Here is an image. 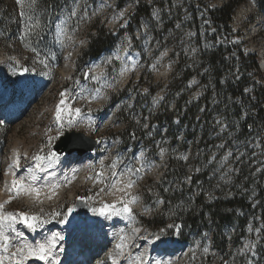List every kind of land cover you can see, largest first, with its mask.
<instances>
[{
  "label": "rangeland",
  "instance_id": "374dc122",
  "mask_svg": "<svg viewBox=\"0 0 264 264\" xmlns=\"http://www.w3.org/2000/svg\"><path fill=\"white\" fill-rule=\"evenodd\" d=\"M116 1L70 0L67 7L51 18L50 14L46 16L35 5L29 8L28 0H25L23 7L16 0H0V93H4V100L7 102L4 104L6 108H0V188L8 167L5 155L12 147H17L16 157L20 161L19 168L13 165L14 171L16 169L14 179L28 171L29 177L34 174L38 180V177L43 178L45 171L52 172L58 167L63 168L67 175L65 178H69L68 175L72 177L71 182L64 181L60 188L55 182L45 186L41 183L35 185L31 180L32 183H29L39 189V197L36 192L21 191L16 195L15 190L10 191V195L1 196L0 189V204H4L2 211L4 214L24 213L39 216L48 221L33 232L36 236L52 230L63 235L77 227L80 230L72 231L68 241L72 238L79 241L80 237L85 236L92 245L97 244L98 240L93 235H88L89 225L97 224L98 232L105 233L122 220L123 230L119 231L116 238L114 259L104 255L100 257L101 251L91 256L90 264H137V256L143 258L144 264H197L195 253L189 257L188 262L186 250L178 252L175 248L179 246L169 248L167 240L159 242L161 234L148 233L138 217L146 219L158 214L167 219V213L161 212L162 197L157 196L153 190L155 186L163 183V175L167 173V121L156 124V120L153 121L152 118L167 113V109L173 110V100L167 104V83L175 61L170 57L171 47L179 46L187 58H193L197 54L198 45L193 40L195 34L190 8H195L197 19H202L206 17L207 9L218 8L228 0H201V4L196 0H120L125 3L121 9L116 8ZM135 2L152 7L151 22L144 21L141 28L133 32V38L126 34L117 35L120 38L113 48L80 66L79 58L89 36L93 34V27L103 26L113 35L117 34L125 28ZM73 9L76 15L70 16ZM21 12L24 13L23 17ZM172 20L173 27L165 31L164 26ZM206 25V21L199 23V35L213 33V28ZM229 26L232 34L230 46L237 45L246 54L254 55L258 72L264 79V10L259 12L253 0H244L235 8ZM152 33H155L154 40ZM157 35L161 38L160 43L156 42ZM220 36L217 35V41L225 45L228 40L220 39ZM167 39L176 41L167 46ZM123 53L136 58L134 65L120 59ZM67 59L71 67L66 74L62 66ZM124 67L130 68L125 76ZM85 73H89L88 79H85ZM233 74L236 75L237 71ZM92 76L100 79L93 80ZM211 87L210 83L199 84L195 77L186 84V88L191 90L193 100L199 97L200 92ZM96 89L100 91L97 92ZM65 91L66 103L71 108H80L81 115L72 113L70 117L67 111H62L61 122L57 123L56 108L61 99L60 94ZM9 102L11 104L8 106ZM17 106L21 107L19 113L22 115L19 114V119L10 121L6 117L7 113L3 112ZM125 116L130 117L135 130L141 129L145 132V139H152L153 152L148 145L135 143L133 138L129 140L133 144L124 143L129 133L123 121ZM69 118L74 120L72 125L68 124ZM173 123L176 124L177 120L174 119ZM70 131L82 133L97 141V148L91 153L95 160L90 161L91 166L86 170L91 180L81 186L78 177L83 172L82 167L73 171L78 166L77 154H72L75 158L72 155L59 156L51 167L42 169H36V162L33 160L35 155L47 156L54 152L52 148L59 137ZM101 160L104 165V183L95 178L102 171ZM113 160L118 161V175L115 179L121 181L114 188L109 186L113 178L108 167ZM225 161L222 159L221 164H226ZM126 164L141 169L131 176L135 180L131 188L126 187L129 176L126 173L120 175ZM262 167L264 165L257 171ZM74 172H79V175L75 177ZM69 193L74 194L73 198ZM134 197L138 198L137 201L128 205L132 211L131 217L123 212L113 215L112 209H107L105 216L99 215V210L104 209L105 205H115L119 209L123 207V202ZM250 198L255 204L253 194ZM9 200L10 203H5ZM77 201L87 205L89 212L97 209L89 222L75 220L74 211L68 213V209H73ZM56 213L58 215H54ZM256 223L248 225L247 231L251 236L242 243L240 252L248 255L245 264H264V254L261 253L264 246L260 240L264 228L259 220ZM208 225L207 232L201 239L207 248L210 247L214 231L213 226L210 223ZM14 227L20 233V238L17 239L12 234L10 252L15 251L17 245L23 244V238L26 237L21 233V229L25 227L23 223H16ZM121 236L125 238L122 251L116 247L121 243ZM195 243L200 242L195 239ZM63 246L62 242L54 248V252H58L59 256L55 258L59 262L65 257ZM149 246L158 254L155 259L147 254ZM173 250L177 252L174 254ZM213 260L212 264L218 263L217 257ZM4 262L15 264L14 260Z\"/></svg>",
  "mask_w": 264,
  "mask_h": 264
},
{
  "label": "trees",
  "instance_id": "16d2710c",
  "mask_svg": "<svg viewBox=\"0 0 264 264\" xmlns=\"http://www.w3.org/2000/svg\"><path fill=\"white\" fill-rule=\"evenodd\" d=\"M69 1L37 0L35 7L53 18ZM242 1L228 0L218 8L207 9L202 19H197L195 8H190L197 54L187 58L179 46L171 47L170 57L175 61L167 83V104L173 100V110L152 118L156 124L167 121V173L163 183L153 188L162 197L161 212L167 213V219L158 214L138 218L148 233L161 234L159 242L167 240V244L187 246L188 262L195 253L197 264H212L216 257L217 264H245L248 255L240 251L244 239L251 236L248 225L259 220L264 228V167L257 171L264 165V79L255 56L229 44L231 17ZM253 1L262 12L264 0ZM124 4L117 0L116 8L121 9ZM1 6L0 3V9ZM151 20L152 7L135 2L125 28L117 34L95 25L81 52L80 66L113 48L120 38L117 35L133 38V32ZM173 21L164 26L165 31L173 27ZM202 21L213 28V33L198 34ZM152 34L154 40L155 33ZM218 34L220 39L228 40L225 45L217 41ZM175 41L167 39V46ZM156 42H161L158 35ZM193 77L199 84L212 85L200 92L196 100L186 88ZM123 121L129 132L124 143L133 144L129 143L133 138L153 152L152 139H145L141 129L135 130L129 116ZM222 159L226 164H221ZM208 223L214 228L209 248L201 242ZM195 239L200 243H195ZM260 240L264 246V229Z\"/></svg>",
  "mask_w": 264,
  "mask_h": 264
},
{
  "label": "snow or ice",
  "instance_id": "6c2138e0",
  "mask_svg": "<svg viewBox=\"0 0 264 264\" xmlns=\"http://www.w3.org/2000/svg\"><path fill=\"white\" fill-rule=\"evenodd\" d=\"M17 4L20 6H24L25 0H16ZM37 0H28L27 6L29 8L33 7L36 4ZM20 15L23 17L24 13L21 12ZM76 11L73 9L70 13V16H75ZM26 47H28L26 45ZM26 72L27 69H24ZM89 78V73H85V79ZM93 80H99L100 77L97 76H92L91 77ZM97 92H99V89H96ZM61 99L59 104L57 105L56 108V121L57 123L61 122L62 116L61 113L62 111H67L69 113V116L71 117L72 113H75L76 116L81 115V109L80 108H71L70 105L66 103L65 97L67 95V91L62 92L61 94ZM63 106V107H62ZM74 123V120L69 118L68 119V124L72 125ZM59 159V156L57 155L56 152H50L47 156H42V155H35L33 157V160L36 162L35 168L36 169H42V168H48L51 167L52 164L56 163L57 160ZM101 164V169L102 171L97 173L96 175V180L100 183H104V174H103V160L100 161ZM14 165L16 168H19L20 166V161L19 158L16 157L14 158ZM118 166V161L113 160L112 163L108 166L109 169L111 170L110 174L111 177L113 178L109 184L110 187H116L117 184H119L121 181L119 179H115L118 175L116 169ZM141 169L140 168H133L130 167L129 165H125L124 168L121 169L120 175H124L125 173L129 176V179L127 181L126 187L131 188L135 184V180L131 179V176L134 173L139 172ZM8 173L6 172L5 175ZM30 179L32 181H35L37 177L32 174L30 177L26 178ZM15 190L16 195H19L21 191L24 192H36L37 197H39V189L34 188L31 184L25 185L24 180L21 178H15L12 180V187L9 189V191ZM104 189L102 188L101 191ZM137 197H134L133 199L123 202V207L122 208H116L115 205H105L104 209L99 210V215L105 216L107 214L106 210L107 209H112V214L113 215H120L121 212L126 213L129 217L132 216V211L131 208L128 206L129 204L135 203L137 201ZM11 201H5V203H10ZM3 208L4 204H0V252L6 253L7 255H0V264H4L5 260L15 261V264H23V261L28 260L31 257H34L37 260L44 261L46 264H53L54 257L52 256L53 249L56 247L55 245V240L57 239L55 236L52 237L51 240H46L45 242H36L35 246L27 243L19 244L15 247V251H9V246L13 241L12 234H15V237L17 239L20 238V233L17 231V229L14 227L16 223H23V225L31 230L32 232H35L39 227H41L43 224L47 223L48 221H45L41 219L39 216H29L24 213H17L15 215L9 213V214H4L3 213ZM73 209H68V213L71 214ZM97 209H93V212H96ZM58 215V213L54 214ZM67 217H65V220ZM64 221H61L63 223ZM169 227H173V225H169ZM177 230L179 229V226H175ZM124 237L121 236L120 240L121 243H118L116 247L118 249H121V251L124 248ZM205 252L208 251L207 248L204 249ZM136 262L137 264H144V260L142 257L137 256L136 257ZM55 264H59L58 259L55 260Z\"/></svg>",
  "mask_w": 264,
  "mask_h": 264
},
{
  "label": "bare ground",
  "instance_id": "6f19581e",
  "mask_svg": "<svg viewBox=\"0 0 264 264\" xmlns=\"http://www.w3.org/2000/svg\"><path fill=\"white\" fill-rule=\"evenodd\" d=\"M120 57H121L120 58L121 60L128 61L132 65H134L135 60H136V58L133 55H128V54H125V53L121 54ZM70 67H71L70 61L68 59L65 60L63 66H62L63 71L65 73L66 72L68 73ZM126 67H124V70H123L124 76L126 74H128V71L130 69V68L128 69ZM263 67H264V62L262 63V68ZM4 98H5V95H4L3 92H1L0 93V105L3 104ZM20 110H21L20 106L10 107L9 109L5 110L3 113H7V115H6V117H8L7 119H10V120H13L14 118L19 119L20 118L19 114H21V113H19ZM105 146L108 147L107 145H105ZM16 148L17 147H12L11 149H9V152H7V154L5 155V161L8 163V167L6 169V172L8 174L7 175H5V174L3 175L2 186L0 188L1 189V194H2L1 196L8 195V194L10 195L11 194L9 189H11V181H12V179H14V177H15L16 169L14 171L13 165H14V158H16V155H17L16 154ZM72 157L75 158L76 156L72 155ZM76 159H77L76 161L78 163V166L76 165L73 168V171L79 170V167H80V169L82 167L81 171L83 170V172L80 171L81 173H80V176L78 177L79 178L78 181H80V186L83 183L88 184L90 182V180H91L90 179L91 177H90V175L88 173H86V170H87V168L89 166H91L90 165V161L92 162V161L95 160L94 156L91 153H87L83 157H80V158L77 157ZM14 167H15V165H14ZM29 172H31V171H29ZM78 173L79 172H74L73 174L76 177V175L77 176L79 175ZM73 174H71V175H73ZM28 175H29L28 171L27 172L25 171V173L20 176L21 179H25L26 180V181L24 180L27 183L25 185H28L29 182L32 183L30 179H26V178L29 177ZM65 176L67 177V175H65V173H64L63 168L62 167H58L52 172H46L45 171V175H43V178H39L38 177V180L36 179L34 182H35V185H39L41 183L42 185L44 184L45 186L52 185V183L55 182L58 185V187L60 188V186H62V184H64V181L67 182V183L72 181V177L70 175H68L69 178H65ZM71 194H72V198H73L74 194L73 193H69V195H71ZM93 217H94V212L92 210V211L87 213V216H86L84 221L87 223ZM122 223H124V222H122V220H120L116 224L117 225L116 227L112 228L111 230H109L107 232L105 231V233L98 232L97 228L99 227V225H97V224L89 225L90 227H88V229H87V232H89L88 235H93V238L97 239L99 241L98 244H94V245H92L91 242L88 243V241H87L85 236L84 237H80L79 241L78 240L75 241V239H73V238L68 241L72 231H79L80 230V229H77V227H74V229L72 231H69L67 234H63L62 233L63 235H60V234L58 235L57 234L58 231L57 232H52L53 231L52 230V231H48L46 233H42L41 235L39 234L38 236H36V235H34V233L31 230L26 229L25 227L21 229L22 230L21 233L24 236H26V237L23 238V240H24L23 242L27 243V244H31L33 246H35L36 242L43 243L46 240H51L53 236H55L57 238L55 240L56 247H57V245H59L60 243L63 242L64 246L62 248V251H63V253L65 252V257H64V260H62V262H59V264H84V263L90 264L89 261L91 259V256L93 257L96 254H98V252H101V251H102V253L99 254L100 257L104 255V256H108L109 259H114V255L116 254L115 242H116L117 236L119 235V231L123 230L121 228L122 225H123ZM82 231H85V230L82 228ZM85 235L87 236L86 231H85ZM73 243H76V244L73 245ZM56 247H55V249H56ZM149 247L150 248L147 249L148 250L147 254L149 256H151L153 259H155L158 254H155L156 250L154 251V250L151 249L152 246H149ZM54 251L55 250L53 249V252H52V256L54 257L53 264H55V259L59 256L57 254L58 252H54ZM173 252L175 253L176 250H173ZM2 254L3 253L0 252V255H2ZM88 256H90V259L86 260V259H88L87 258ZM4 264H10V263L4 262ZM23 264H46V262L40 261V260L35 259L34 257H31V259L28 262H24Z\"/></svg>",
  "mask_w": 264,
  "mask_h": 264
},
{
  "label": "water",
  "instance_id": "95a60500",
  "mask_svg": "<svg viewBox=\"0 0 264 264\" xmlns=\"http://www.w3.org/2000/svg\"><path fill=\"white\" fill-rule=\"evenodd\" d=\"M97 148V141L85 136L82 133L70 131L64 132L62 136L59 137L58 141L53 146V151L57 153L58 156L62 155H72L73 153L77 156L83 157L87 153H92ZM74 219L79 222H83L89 212V207L81 201H77L74 204ZM185 245H181L175 249H178L180 252H185Z\"/></svg>",
  "mask_w": 264,
  "mask_h": 264
}]
</instances>
